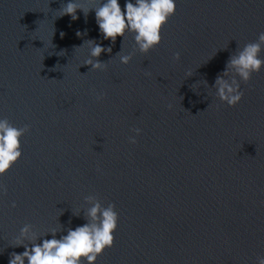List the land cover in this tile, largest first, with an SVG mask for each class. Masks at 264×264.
<instances>
[{
	"label": "water",
	"instance_id": "obj_1",
	"mask_svg": "<svg viewBox=\"0 0 264 264\" xmlns=\"http://www.w3.org/2000/svg\"><path fill=\"white\" fill-rule=\"evenodd\" d=\"M67 2L0 0V117L30 127L22 158L0 177V264L24 251L10 245L25 224L43 233L85 223L71 209L87 195L119 213L114 246L96 264H255L264 255V70L241 83L235 107L200 82L211 86L237 47L264 32V0H176L162 43L128 65L115 56L123 38L103 40L94 11L57 17ZM86 40L112 48L99 57L106 71L80 67L88 47L75 48ZM133 44L127 35L121 54ZM133 128L142 129L136 144Z\"/></svg>",
	"mask_w": 264,
	"mask_h": 264
},
{
	"label": "clouds",
	"instance_id": "obj_2",
	"mask_svg": "<svg viewBox=\"0 0 264 264\" xmlns=\"http://www.w3.org/2000/svg\"><path fill=\"white\" fill-rule=\"evenodd\" d=\"M176 0H124L123 10L120 0H86V3L77 0H68L57 11V17L70 16L72 21L79 19L77 11H82L87 18L90 11L95 12V22L103 40H110L115 45L117 37H122L119 62L128 65L139 52L147 55L158 47L163 40V29L169 19L175 15ZM131 34L134 44L127 54L123 52L124 40ZM64 33H61L63 37ZM87 35L77 32V36ZM88 57L81 66H90L89 71H106L108 62H102L99 57L102 53L111 54V47H104L95 40H86ZM264 32L259 33L255 42H249L229 56L224 70L217 75L214 83L209 86L206 80L201 81L204 88L214 89L213 95L221 104L235 107L241 102L244 92L241 83L248 84L253 74L264 70ZM181 55L176 52L174 61H179ZM79 67V68H80ZM150 76V73H145ZM191 77V70L186 72ZM196 85V84H194ZM193 85V86H194ZM209 94V93H207ZM97 102L103 101L104 93H95ZM169 109L172 105H168ZM30 131L28 125L18 127L6 117H0V177L7 174L23 156V137ZM134 135L128 138L130 144H136V137L142 129L133 128ZM97 172L102 170L97 167ZM7 189L0 184V194H6ZM13 202L12 207H15ZM72 216L80 218L83 214L85 223L75 228L61 223L59 227L48 229L40 233L32 224H25L19 229L10 246L23 247L24 251L12 252L8 264H96L104 251L114 246L115 232L119 227V213L114 203H105L95 195H87L83 203L76 209H71ZM63 214V211L60 215ZM71 224V219L68 221ZM66 233V234H65ZM59 234V235H58ZM51 236V238H46ZM255 264H264V255L256 257Z\"/></svg>",
	"mask_w": 264,
	"mask_h": 264
}]
</instances>
